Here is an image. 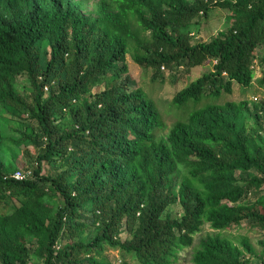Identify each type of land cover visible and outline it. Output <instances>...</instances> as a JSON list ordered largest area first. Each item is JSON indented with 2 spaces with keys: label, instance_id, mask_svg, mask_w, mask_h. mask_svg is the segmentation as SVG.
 Here are the masks:
<instances>
[{
  "label": "trees",
  "instance_id": "16d2710c",
  "mask_svg": "<svg viewBox=\"0 0 264 264\" xmlns=\"http://www.w3.org/2000/svg\"><path fill=\"white\" fill-rule=\"evenodd\" d=\"M40 1L45 11L11 22L0 2V149L15 130L36 150L25 179L0 163V264H114L103 257L107 246L141 264H174L206 222L264 231V102L255 131L220 126L208 105L235 83L252 87L256 64L264 86V0H110L118 12L101 6L97 24ZM212 8L228 9L231 24L196 39L189 26ZM133 23L150 32L149 45ZM132 45L135 61L155 74L212 65L173 99L208 108L166 138L157 136L164 124L153 100L132 86ZM45 162L63 169L46 174ZM174 203L182 216L163 218ZM234 254L230 240L207 237L193 259L250 264Z\"/></svg>",
  "mask_w": 264,
  "mask_h": 264
},
{
  "label": "rangeland",
  "instance_id": "374dc122",
  "mask_svg": "<svg viewBox=\"0 0 264 264\" xmlns=\"http://www.w3.org/2000/svg\"><path fill=\"white\" fill-rule=\"evenodd\" d=\"M0 2L4 7L1 17L6 22L37 15L46 9L40 0H0ZM105 4L109 5V12H118L111 5L110 0H53L48 6L78 13L97 24L100 18V8ZM231 19L232 14L228 9L212 8L206 16L194 21L189 26V31L196 39L209 41L220 30L228 27L231 24ZM131 30L137 39L144 41L145 45L150 44V32L141 30V27L136 23L131 25ZM133 45L130 53L127 55L132 86L133 88L143 89L153 100L164 124L157 131V136L158 138H166L178 121L190 118L194 109L208 108L206 102L197 105L191 103L187 108L178 107L174 104L173 99L176 93L186 87L191 81L210 71L212 65L197 66L191 69L184 67L170 69L163 66L155 74L153 68H147L135 61ZM44 49H47L46 45H44ZM260 69L258 64H256V77L252 87L243 88L235 83L233 93H224L220 98L214 99L208 104L209 106H213V109L209 112V116L213 122H216L220 126L230 125L239 127L246 125L254 131L259 129L255 118V109L264 102V86L259 82L262 76ZM103 88L104 85L96 86L94 91H99ZM12 133L13 136H7L0 149V163H3L7 167V170L13 169V171L11 170V175L18 169L32 175L36 150L32 144L18 143V139H15L18 137V132L13 130ZM261 136L264 138V131L261 132ZM62 169L59 162L53 164L44 163V172L46 174L58 175ZM184 172V168L181 167L182 175ZM183 212L181 204L174 203L167 208L163 218L167 215L180 217ZM91 236V231L82 235L86 239ZM122 236L125 238L126 233H123ZM216 236L232 242L235 249L234 256L239 261L249 260L250 264H264V231L259 228H252L248 223H243L229 229L218 230L214 229L208 222L204 223L201 230L194 235L192 245L180 252V257L174 264H194L195 251L199 247L201 240ZM247 244L251 247L252 251L248 249ZM103 257L114 264H124L125 261L130 264H141L133 253H127L121 248L107 246Z\"/></svg>",
  "mask_w": 264,
  "mask_h": 264
},
{
  "label": "built area",
  "instance_id": "2783aa9c",
  "mask_svg": "<svg viewBox=\"0 0 264 264\" xmlns=\"http://www.w3.org/2000/svg\"><path fill=\"white\" fill-rule=\"evenodd\" d=\"M30 175H31V173H28V172H25L24 170L18 169L12 174V177H14L17 180H22V179L29 177Z\"/></svg>",
  "mask_w": 264,
  "mask_h": 264
}]
</instances>
